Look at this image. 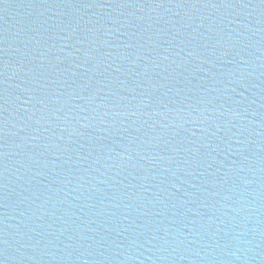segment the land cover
I'll return each mask as SVG.
<instances>
[{"label":"water","instance_id":"95a60500","mask_svg":"<svg viewBox=\"0 0 264 264\" xmlns=\"http://www.w3.org/2000/svg\"><path fill=\"white\" fill-rule=\"evenodd\" d=\"M3 264H264L262 0H0Z\"/></svg>","mask_w":264,"mask_h":264},{"label":"snow or ice","instance_id":"6c2138e0","mask_svg":"<svg viewBox=\"0 0 264 264\" xmlns=\"http://www.w3.org/2000/svg\"><path fill=\"white\" fill-rule=\"evenodd\" d=\"M262 2H264V0H262ZM0 264H3V261H0Z\"/></svg>","mask_w":264,"mask_h":264}]
</instances>
